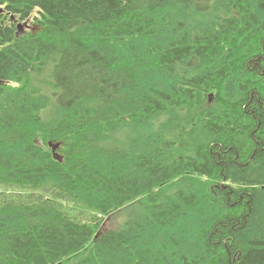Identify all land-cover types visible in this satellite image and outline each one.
Here are the masks:
<instances>
[{
	"label": "trees",
	"instance_id": "1",
	"mask_svg": "<svg viewBox=\"0 0 264 264\" xmlns=\"http://www.w3.org/2000/svg\"><path fill=\"white\" fill-rule=\"evenodd\" d=\"M0 264H264V0H0Z\"/></svg>",
	"mask_w": 264,
	"mask_h": 264
},
{
	"label": "rangeland",
	"instance_id": "2",
	"mask_svg": "<svg viewBox=\"0 0 264 264\" xmlns=\"http://www.w3.org/2000/svg\"><path fill=\"white\" fill-rule=\"evenodd\" d=\"M123 217H125V214L122 211H118L116 214H114V218L109 219V217L106 219V221L103 223V227H117L122 223Z\"/></svg>",
	"mask_w": 264,
	"mask_h": 264
}]
</instances>
